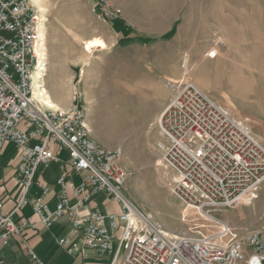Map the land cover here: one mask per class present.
<instances>
[{
    "label": "built area",
    "instance_id": "obj_1",
    "mask_svg": "<svg viewBox=\"0 0 264 264\" xmlns=\"http://www.w3.org/2000/svg\"><path fill=\"white\" fill-rule=\"evenodd\" d=\"M96 4L104 19L121 18L122 10L110 0ZM44 24L32 0H0V155L9 145L16 148L19 189L10 213L3 212L0 201V264L11 236L63 220L74 236L57 239L59 247L113 255L111 264H264L260 232L239 234L223 226L206 234H176L143 212L125 192L129 173L123 150L105 148L93 137L81 91L66 109L38 102L34 89L44 81L48 65ZM158 127L164 138L161 165L170 173L167 185L184 205L200 211L235 208L256 198L264 183V143L245 120L194 82H177ZM64 150L66 159L60 157ZM54 161L62 172L53 209L44 199L51 186L38 183L40 196H32L31 189L39 167ZM75 174L81 175L77 184ZM103 191L119 203L118 212H102L94 204ZM29 204L31 215L14 220L13 213ZM26 250L36 264H46L32 248Z\"/></svg>",
    "mask_w": 264,
    "mask_h": 264
},
{
    "label": "rangeland",
    "instance_id": "obj_2",
    "mask_svg": "<svg viewBox=\"0 0 264 264\" xmlns=\"http://www.w3.org/2000/svg\"><path fill=\"white\" fill-rule=\"evenodd\" d=\"M96 1L42 0L53 99L70 107L83 93L93 137L123 150L127 196L167 231L199 235L228 226L264 235V183L235 208L184 205L167 185L158 127L177 82L192 81L264 143V0H110L122 10L114 26ZM122 33L129 34L123 43ZM95 37L107 46L88 53L84 42Z\"/></svg>",
    "mask_w": 264,
    "mask_h": 264
},
{
    "label": "crops",
    "instance_id": "obj_3",
    "mask_svg": "<svg viewBox=\"0 0 264 264\" xmlns=\"http://www.w3.org/2000/svg\"><path fill=\"white\" fill-rule=\"evenodd\" d=\"M68 106L65 105L62 107L60 105L64 109ZM16 152V148L13 145H9L0 155V201H2L3 212L5 213H10L14 210L15 200L19 193V189L14 180L17 158ZM67 157L61 158L66 159ZM61 172V165L56 161L52 162L48 168L43 166L39 167L35 174V185L31 189L32 196H40L42 191L38 183H45L51 186L52 192L45 196L44 199L53 209L57 203V192L59 191L57 179ZM72 180L76 184L79 183L81 175H73ZM94 204L102 212H118L120 209L119 203L112 201L109 193L105 191L95 195ZM31 213L32 206L29 204L22 210L15 211L13 218L16 221L21 220L24 217L30 216ZM63 236H74L70 224L64 220L53 225L51 228L42 227L36 231L28 230L24 236H11L8 245L1 251V264H36L28 254L26 246L32 248L46 264H111L113 255H103L94 249H88L84 253L64 250L57 244V239ZM75 237L76 239L78 238V236ZM117 237L118 233L115 234L114 238L115 246L118 244ZM22 240H25V244L22 243Z\"/></svg>",
    "mask_w": 264,
    "mask_h": 264
},
{
    "label": "bare ground",
    "instance_id": "obj_4",
    "mask_svg": "<svg viewBox=\"0 0 264 264\" xmlns=\"http://www.w3.org/2000/svg\"><path fill=\"white\" fill-rule=\"evenodd\" d=\"M34 1V3L36 4L35 6H37V9L41 12L42 18L43 20H45V24H44V29L42 30V35L44 37V45H43V50L44 53L47 54V41H46V21L47 18L45 17V12H46V8L43 6V4L41 3V0H32ZM107 46L106 42L98 37L95 38H91L88 39L84 42V49L85 51H87L88 53H90L92 51L93 48H105ZM47 69H48V65L45 67V71H46V76H47ZM34 96L37 98L38 102L46 107L49 108H54V109H64L61 108L59 106V104L53 99V96L51 95L50 91L48 90V88L45 85V79L44 81H42L41 85H37L36 83V88L34 89ZM200 211V210H199Z\"/></svg>",
    "mask_w": 264,
    "mask_h": 264
},
{
    "label": "trees",
    "instance_id": "obj_5",
    "mask_svg": "<svg viewBox=\"0 0 264 264\" xmlns=\"http://www.w3.org/2000/svg\"><path fill=\"white\" fill-rule=\"evenodd\" d=\"M117 21L118 20L112 22L113 26L115 25V22H117ZM122 24H123L124 27H126V29L131 30V27L130 26H125L124 23H122ZM122 35H123V33H122ZM128 36H129V34L128 35H123L122 36V39L119 42H122V43L125 42L124 40L126 38H128Z\"/></svg>",
    "mask_w": 264,
    "mask_h": 264
}]
</instances>
